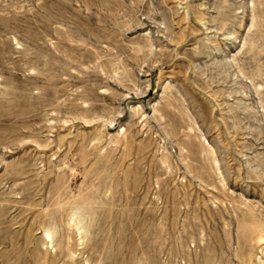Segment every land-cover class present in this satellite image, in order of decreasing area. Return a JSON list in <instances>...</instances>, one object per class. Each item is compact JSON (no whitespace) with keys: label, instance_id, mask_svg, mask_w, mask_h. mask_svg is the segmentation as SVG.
<instances>
[{"label":"rangeland","instance_id":"374dc122","mask_svg":"<svg viewBox=\"0 0 264 264\" xmlns=\"http://www.w3.org/2000/svg\"><path fill=\"white\" fill-rule=\"evenodd\" d=\"M0 264H264V0H0Z\"/></svg>","mask_w":264,"mask_h":264},{"label":"bare ground","instance_id":"6f19581e","mask_svg":"<svg viewBox=\"0 0 264 264\" xmlns=\"http://www.w3.org/2000/svg\"><path fill=\"white\" fill-rule=\"evenodd\" d=\"M47 237L50 238V235L48 234Z\"/></svg>","mask_w":264,"mask_h":264}]
</instances>
